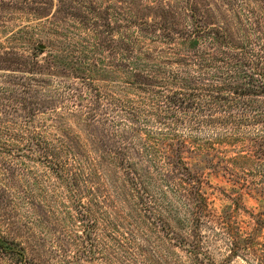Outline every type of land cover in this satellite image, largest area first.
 <instances>
[{"label":"rangeland","instance_id":"374dc122","mask_svg":"<svg viewBox=\"0 0 264 264\" xmlns=\"http://www.w3.org/2000/svg\"><path fill=\"white\" fill-rule=\"evenodd\" d=\"M195 30L198 55L185 38ZM212 31L264 55V0H0V236L30 264H192L178 219L193 209L204 238L264 228V111L205 107L202 123L182 115L169 128L130 86L216 84L199 65L215 55ZM112 122L136 129L123 152L131 176L96 146ZM177 149L191 184L173 172ZM133 179L153 195L150 213ZM0 264L15 261L0 250Z\"/></svg>","mask_w":264,"mask_h":264},{"label":"trees","instance_id":"16d2710c","mask_svg":"<svg viewBox=\"0 0 264 264\" xmlns=\"http://www.w3.org/2000/svg\"><path fill=\"white\" fill-rule=\"evenodd\" d=\"M203 35L198 30H195L185 36L187 38L186 42L190 44V49L194 51H192L193 54L195 53L194 55L200 53L198 45ZM206 42L209 43L215 55L209 59H202L204 61H202V64L199 63V65L203 70L206 68L208 69L206 71H213L210 76L216 84L192 86L187 90L181 91L151 90L150 85L142 81L143 77H137V81L130 85L132 88L143 90L150 96V106L156 112V119H158L160 125L170 128L172 123L182 122V115H188L202 123L203 121L200 120L198 113L201 110H205V107L210 112H212L211 109L213 108L226 112L238 110L248 116L253 112L264 111V55L262 48L256 49L249 42L235 45L228 35L213 31L205 33ZM231 116L229 114V117ZM129 127L117 122L105 123L103 126L98 127L99 135L95 139V143L104 158L118 162L122 170L128 176H131L133 171L126 169L123 154L126 147L132 143L129 134L132 135L136 130L135 127ZM172 152L173 172L182 173L180 175H182L181 181L183 184H191V182L186 181L190 172L182 162V158L179 157L180 151L177 149L172 150ZM48 153L54 157L58 155L56 150ZM148 167L150 169V166ZM168 178L171 179L169 176H164L161 179V184L168 182ZM153 181L152 178H149V182L153 183ZM132 183L143 206L150 213L151 202H148L146 198L150 200L154 199V197L150 194L149 188L146 187L144 182L141 185L135 179L132 180ZM195 187L196 184H193L192 188L194 189ZM194 211L195 209L189 211L190 216H193L192 220L187 217L186 221H183L178 219L177 216L179 225H188L189 237L182 239L179 243L184 249L189 251L188 254L192 264H217L215 261V255L217 254H214L211 247H217L219 242L223 246L219 253L224 251L222 262L219 264H232L237 259H242L247 264H264V241L259 242L260 238L264 239V228L262 226L256 229L255 236L241 241L230 233L220 234L214 232L213 237L204 238L200 234L201 223L194 217V214H196ZM155 226L165 232L166 238L174 245L171 228L164 222H161V225L155 224ZM212 238L213 240H211ZM213 241L216 243H213ZM85 242L88 243L86 240ZM0 250L7 254L8 257H13L15 264H30L25 250L14 244V242H8L2 236H0Z\"/></svg>","mask_w":264,"mask_h":264},{"label":"water","instance_id":"95a60500","mask_svg":"<svg viewBox=\"0 0 264 264\" xmlns=\"http://www.w3.org/2000/svg\"><path fill=\"white\" fill-rule=\"evenodd\" d=\"M40 48L41 49H46L47 47L42 45V46H40Z\"/></svg>","mask_w":264,"mask_h":264}]
</instances>
